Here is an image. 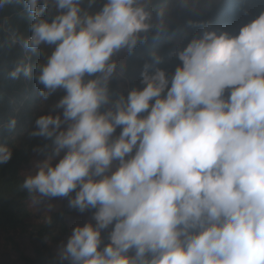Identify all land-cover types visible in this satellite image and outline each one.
I'll list each match as a JSON object with an SVG mask.
<instances>
[{
  "label": "clouds",
  "instance_id": "clouds-1",
  "mask_svg": "<svg viewBox=\"0 0 264 264\" xmlns=\"http://www.w3.org/2000/svg\"><path fill=\"white\" fill-rule=\"evenodd\" d=\"M22 4L30 35L13 43L42 61L9 77L63 95L34 121L43 159L21 187L91 213L57 264H264V10L238 30L187 20L169 71L158 50L127 60L169 32L173 0ZM12 155L0 145V165Z\"/></svg>",
  "mask_w": 264,
  "mask_h": 264
},
{
  "label": "trees",
  "instance_id": "trees-1",
  "mask_svg": "<svg viewBox=\"0 0 264 264\" xmlns=\"http://www.w3.org/2000/svg\"><path fill=\"white\" fill-rule=\"evenodd\" d=\"M245 9L247 16L243 12ZM261 10H264V0H219L215 5L196 6L195 11L179 7L173 0L169 32L158 41L150 40L146 45L139 46L136 55L128 58L127 62L130 66L140 65L149 52L158 50L165 58L161 67L172 71L178 61L169 57V53L187 42L185 31H193L185 30L187 20L206 19L218 28L238 30ZM17 35L25 38L30 35L22 0L0 7V145L10 147L13 152L9 163L0 165V244L8 255V261L0 260V264H57L49 243L70 234L67 211L61 210L50 216L37 215L32 206L33 200L21 185L36 157L41 156L34 149L46 143L42 138L29 137L34 121L63 93L57 92L47 102H42L34 80L22 76L15 80L9 77L21 61L31 64L42 61V57L33 55L20 43H13ZM136 75L138 77V70ZM12 118L17 123L15 129L9 131L5 125ZM27 249L29 255L26 254Z\"/></svg>",
  "mask_w": 264,
  "mask_h": 264
},
{
  "label": "rangeland",
  "instance_id": "rangeland-1",
  "mask_svg": "<svg viewBox=\"0 0 264 264\" xmlns=\"http://www.w3.org/2000/svg\"><path fill=\"white\" fill-rule=\"evenodd\" d=\"M219 0H200V2L196 5V6H209L210 4H217ZM46 112L44 114L47 113L48 109L45 110ZM43 159L42 156H37L34 163H33V166L29 169L28 174L31 173V171L34 169L35 167V164L39 161ZM32 206L35 210V212L37 213V215H45V216H50L51 214L53 213H56L58 211H61V210H65L67 211V223L69 225V230H70V234H71V231L73 229V227H75L76 225H83L86 220H87V217L89 216L88 214H80L78 213L77 211L75 210H72V209H69L67 207V202H63L61 200H43L41 203H35L34 201H32ZM69 234V235H70ZM64 236V237H61V238H57L55 239L54 241H51L49 243V247L52 251V253L55 255L56 257V250H57V246L58 244L61 242V241H66L68 236ZM26 254L29 255V250L27 249L26 250ZM0 260H2L3 262H6L8 261V255L4 252V250L2 249L1 247V244H0Z\"/></svg>",
  "mask_w": 264,
  "mask_h": 264
}]
</instances>
